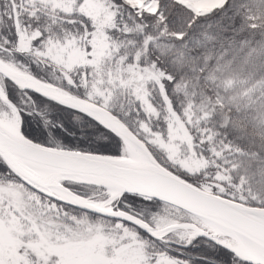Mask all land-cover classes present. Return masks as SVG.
<instances>
[{
	"label": "snow or ice",
	"instance_id": "6c2138e0",
	"mask_svg": "<svg viewBox=\"0 0 264 264\" xmlns=\"http://www.w3.org/2000/svg\"><path fill=\"white\" fill-rule=\"evenodd\" d=\"M0 264H264V0H0Z\"/></svg>",
	"mask_w": 264,
	"mask_h": 264
},
{
	"label": "trees",
	"instance_id": "16d2710c",
	"mask_svg": "<svg viewBox=\"0 0 264 264\" xmlns=\"http://www.w3.org/2000/svg\"><path fill=\"white\" fill-rule=\"evenodd\" d=\"M250 71H262V69H259V68H257V69H250Z\"/></svg>",
	"mask_w": 264,
	"mask_h": 264
}]
</instances>
